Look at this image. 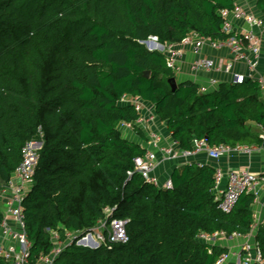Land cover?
Listing matches in <instances>:
<instances>
[{"label": "trees", "instance_id": "trees-1", "mask_svg": "<svg viewBox=\"0 0 264 264\" xmlns=\"http://www.w3.org/2000/svg\"><path fill=\"white\" fill-rule=\"evenodd\" d=\"M236 1L0 0V184L20 163L25 142L42 141L23 201L31 262L53 246L47 229L62 239L65 231H85L105 207L128 219V240L94 248L70 242L50 264H213L227 247L199 239L200 232L251 231L253 193L242 192L222 211L210 164L174 167L169 188L137 172L128 177L144 149L118 127L139 116L119 103L127 93L153 106L181 149L201 138L264 147L255 127L264 125L256 79L221 81L208 91L186 79L172 91L167 79L175 73L164 53L140 42L150 35L178 42L190 31L224 39L219 10ZM255 8L264 15V0ZM254 241L264 257V223Z\"/></svg>", "mask_w": 264, "mask_h": 264}, {"label": "built area", "instance_id": "built-area-1", "mask_svg": "<svg viewBox=\"0 0 264 264\" xmlns=\"http://www.w3.org/2000/svg\"><path fill=\"white\" fill-rule=\"evenodd\" d=\"M222 21V30L228 35L224 39L212 40L196 31H190L180 41L161 43L155 35L140 40L148 50H158L164 53L167 66L174 73L181 72V64L185 61L187 52L194 56L188 61L187 73L190 76L203 75L206 83L198 84L199 91H208L217 86L221 81L241 83L246 78L256 79L264 86V69L261 73L259 65L263 61L262 34L264 32V15L254 13L242 0L236 1L232 8L219 10ZM227 48L228 57L220 61L215 56L206 52L207 49L217 50ZM243 63L245 69L236 68ZM264 68V67H263ZM219 74L223 76H218ZM119 103L132 104L139 112L138 118L132 123L122 121L118 127L122 133L134 131V127L144 133V139L137 141L143 147L142 155L133 158V170H128V177L133 172L139 173L145 181L158 187H171V180L165 177L160 180L156 168L165 160L187 158L199 152H204L209 159L218 160L224 155L234 153H250L259 148L258 144L217 143L209 145L204 138L193 139L192 147L181 149L168 135L160 131V125L153 106L139 95L124 93L119 98ZM260 139L264 140V125H258ZM134 133V132H133ZM126 137V136H125ZM128 138V137H126ZM164 142V143H163ZM163 143V144H162ZM42 145L39 139H31L22 147L20 163L12 171L7 182L0 184V261L5 264H50L54 257L62 250L65 244L75 242L91 248L101 244L126 242L128 234L126 224L128 219L111 216L114 207H105V216L96 226L85 231H65L64 238H60L55 229H47L53 241V246L47 254L40 255L35 262L30 261L29 240L24 223L23 201L30 187L31 179L38 160V150ZM225 185L219 188L218 208L229 212L242 192L257 194L264 186V175L250 170H223L219 165L214 166L215 188L220 185L223 178ZM247 234L232 233L227 236L223 232H200L198 238L214 243L219 238L230 239ZM235 264H264V257L256 242L244 241L235 251ZM229 256L228 252L222 253L213 264H223Z\"/></svg>", "mask_w": 264, "mask_h": 264}, {"label": "crops", "instance_id": "crops-1", "mask_svg": "<svg viewBox=\"0 0 264 264\" xmlns=\"http://www.w3.org/2000/svg\"><path fill=\"white\" fill-rule=\"evenodd\" d=\"M241 2V1H239ZM243 2V0H242ZM261 13L260 11H258ZM262 51L264 52V32L262 34ZM206 52L215 56L217 59L220 61L226 60L228 57V50L225 47H222L217 50H212V49H207ZM194 55L191 52H187L185 55V61L181 64V72L175 73V76H180L182 75L183 78L178 79L177 82L183 81L186 79H189L191 81H194L199 84H205L206 79L203 75H197V76H190L187 73L188 70V61L193 57ZM264 64L263 61L259 65V71L262 73ZM236 68H239L241 70L245 69V65L242 63H239L236 65ZM186 75V77L184 76ZM218 76H223L219 74ZM175 77V78H176ZM261 93H262V99L264 100V86H261ZM158 124L160 125V131L164 135H168V132L165 127L164 122H160L158 120ZM258 133H259V127L258 125H255ZM135 132V130H134ZM136 135L132 136L131 140H138L140 139L139 135L135 132ZM164 143V142H163ZM162 143V144H163ZM185 162H196V163H203V164H210L212 166L219 165L224 171L225 170H241V169H246L253 171L255 173H263L264 172V147L259 145V148L251 151L250 153H234V154H229V155H224L220 157L218 160H212L209 159L204 152H199L193 156L187 157V158H179V159H173V160H165L160 163V165L156 168V174L160 177V180H163L165 177H169L171 170ZM226 178L224 177L218 185L215 190L217 195H219V188H222L225 185ZM254 199L253 202L250 206L252 210V215H253V223L251 227V231L249 232L250 234L248 236H239V237H233L230 239H223L219 238L216 242L221 243V245L227 247V252L229 253V256L227 260L223 264H235V257L233 255V251L239 247L241 243L244 241L248 240L250 242L254 241V235H255V230L259 224L264 223V186H261L258 190L257 194H253Z\"/></svg>", "mask_w": 264, "mask_h": 264}, {"label": "rangeland", "instance_id": "rangeland-1", "mask_svg": "<svg viewBox=\"0 0 264 264\" xmlns=\"http://www.w3.org/2000/svg\"><path fill=\"white\" fill-rule=\"evenodd\" d=\"M241 1V0H239ZM247 5H248V8H250V10H252L254 13H259L258 10L255 8V0H243ZM186 77V75H184ZM176 77V76H175ZM178 79H181L183 78L182 75L180 76H177L176 77V80ZM178 81V80H177ZM134 132V131H133ZM132 131H129V132H126L123 134V136L125 137H128L129 139H132V136L136 135L135 132L133 133ZM138 134V132H136ZM144 134V133H143ZM136 141V140H135Z\"/></svg>", "mask_w": 264, "mask_h": 264}, {"label": "water", "instance_id": "water-1", "mask_svg": "<svg viewBox=\"0 0 264 264\" xmlns=\"http://www.w3.org/2000/svg\"><path fill=\"white\" fill-rule=\"evenodd\" d=\"M144 75H145V76H148V75H149V70H145V71H144ZM167 82L169 83L170 88H171L172 91L177 87V83H178V82H177L175 76H171V77H169V78L167 79Z\"/></svg>", "mask_w": 264, "mask_h": 264}]
</instances>
